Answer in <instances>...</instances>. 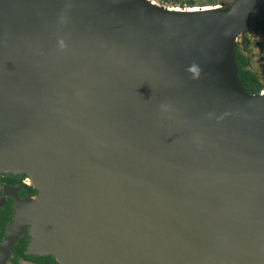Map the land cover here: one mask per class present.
<instances>
[{
    "label": "water",
    "instance_id": "1",
    "mask_svg": "<svg viewBox=\"0 0 264 264\" xmlns=\"http://www.w3.org/2000/svg\"><path fill=\"white\" fill-rule=\"evenodd\" d=\"M218 6L0 0V175L62 188L92 264H264V91L234 52L264 0Z\"/></svg>",
    "mask_w": 264,
    "mask_h": 264
},
{
    "label": "bare ground",
    "instance_id": "2",
    "mask_svg": "<svg viewBox=\"0 0 264 264\" xmlns=\"http://www.w3.org/2000/svg\"><path fill=\"white\" fill-rule=\"evenodd\" d=\"M153 2L154 1L149 0L150 4ZM153 6L156 7L155 4H153ZM169 11L194 15L207 14L210 12L221 13L222 9L216 4L203 7L195 6L185 8L184 10L182 8L179 10L177 7H173L170 8ZM231 96L237 97L242 96V94L233 91ZM18 172H22V169L18 168ZM25 172L31 176L40 192L37 201L33 204V211L37 212V214L32 215L34 224L37 226L42 216H47V214L44 213H52V209L56 210L55 214H51V217H54L50 220L54 230L52 240L56 241L58 244V249L53 253L56 259L61 264H70L76 260L79 264H92L91 249L86 244L83 232L77 227L78 213L74 207L72 198L68 197L62 188L51 184L43 185L40 180L34 177L35 170L33 168L30 167ZM28 211L29 209H26V211L23 210L20 214L24 216ZM37 235L38 234H36V236ZM37 239H39V235Z\"/></svg>",
    "mask_w": 264,
    "mask_h": 264
},
{
    "label": "flooded vegetation",
    "instance_id": "3",
    "mask_svg": "<svg viewBox=\"0 0 264 264\" xmlns=\"http://www.w3.org/2000/svg\"><path fill=\"white\" fill-rule=\"evenodd\" d=\"M26 174L0 175V264H61L55 256L29 252L31 241L38 236L32 232L36 227L33 219L23 232L22 224L18 225L20 212L26 211L23 204L35 203L40 195Z\"/></svg>",
    "mask_w": 264,
    "mask_h": 264
},
{
    "label": "rangeland",
    "instance_id": "4",
    "mask_svg": "<svg viewBox=\"0 0 264 264\" xmlns=\"http://www.w3.org/2000/svg\"><path fill=\"white\" fill-rule=\"evenodd\" d=\"M156 4H158L162 8H173L179 6V8H190L188 7V1L189 0H152ZM193 6L191 7H203V6H210V5H220L222 8H229L236 0H192ZM246 35L251 40L250 44V65L249 70L254 72L261 84H262V91H264V36L260 34L252 33L251 30L248 33L242 34ZM237 37V42H240L241 36ZM2 175V174H1ZM33 202L27 201L23 205L26 207V209H29L27 214L25 216H19L18 225L22 224V232L25 230L26 227H31V219L32 215L35 214L33 211ZM33 233H41L42 237L40 240H37L34 238L32 244L29 247V252L37 254H49L52 249L50 247H53L55 244L53 241H51L52 232L51 227L48 226V219L43 217L41 225L35 227ZM37 240V242H35ZM36 244V245H35Z\"/></svg>",
    "mask_w": 264,
    "mask_h": 264
},
{
    "label": "trees",
    "instance_id": "5",
    "mask_svg": "<svg viewBox=\"0 0 264 264\" xmlns=\"http://www.w3.org/2000/svg\"><path fill=\"white\" fill-rule=\"evenodd\" d=\"M188 7L193 6V1L189 0ZM181 4H179L180 6ZM181 7V6H180ZM252 33L264 36V17L251 30ZM250 44L251 40L246 35H242L240 42L234 44L236 64L238 67L239 79L248 94H259L262 91V84L258 76L249 70L250 65Z\"/></svg>",
    "mask_w": 264,
    "mask_h": 264
},
{
    "label": "built area",
    "instance_id": "6",
    "mask_svg": "<svg viewBox=\"0 0 264 264\" xmlns=\"http://www.w3.org/2000/svg\"><path fill=\"white\" fill-rule=\"evenodd\" d=\"M180 6H177V8H179ZM184 9V8H183Z\"/></svg>",
    "mask_w": 264,
    "mask_h": 264
}]
</instances>
